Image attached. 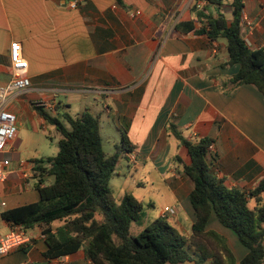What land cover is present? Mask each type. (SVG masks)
<instances>
[{
	"label": "crops",
	"instance_id": "obj_1",
	"mask_svg": "<svg viewBox=\"0 0 264 264\" xmlns=\"http://www.w3.org/2000/svg\"><path fill=\"white\" fill-rule=\"evenodd\" d=\"M234 1L0 0V87L13 77V42L22 45L31 82L27 92H11L4 105L16 114L18 133L4 154L11 172L0 183V233L17 226L5 213L40 200L36 161L59 151L60 134L36 110L42 101L52 114L89 110L100 121L112 119L120 136L126 131L134 150L120 158L119 167L124 160L143 174L153 165L170 187L173 204L157 219L167 220L185 238L196 220L193 183L184 173L191 160L167 129L169 122L189 141L213 140L208 157L217 158L215 174L227 187L256 188L264 179V95L252 84L225 93L227 79L240 67H226V40L208 35L210 22L220 16L231 25ZM241 2L244 39L250 49L264 50V0ZM41 134L43 149L31 151L30 141ZM52 135L57 137L50 142L54 150L48 149ZM140 181L133 186H141ZM127 185L118 198L114 194L118 202L130 194ZM167 207L174 213L164 214ZM148 225L146 220L138 231ZM225 229L212 215L208 230L226 237L239 263L248 250ZM27 232L31 243L1 257L0 264H93L83 250L46 259L41 229ZM190 255L194 258L183 264H198Z\"/></svg>",
	"mask_w": 264,
	"mask_h": 264
},
{
	"label": "trees",
	"instance_id": "obj_2",
	"mask_svg": "<svg viewBox=\"0 0 264 264\" xmlns=\"http://www.w3.org/2000/svg\"><path fill=\"white\" fill-rule=\"evenodd\" d=\"M234 21L224 16L210 22L209 37L224 39L226 67L239 72L227 79L224 90L231 94L244 84L255 85L264 95V50L248 47L241 23V0L234 1ZM38 113L60 134L56 156L37 160L40 200L4 214V218L26 230L39 227L52 260L83 250L93 264H183L194 257L198 264H264V179L251 191L229 188L214 171L216 158L209 159L212 139L187 140L173 122L168 130L188 151L191 163L184 173L193 183L190 202L196 220L189 238L165 219H157L139 235L130 229L141 220L144 206L132 194L118 202L110 187L120 158L134 145L126 131L112 155L103 148L101 121L89 110L75 116L52 114L35 105ZM47 179H51L48 182ZM212 215L231 230L248 250L237 263L226 237L208 230Z\"/></svg>",
	"mask_w": 264,
	"mask_h": 264
},
{
	"label": "rangeland",
	"instance_id": "obj_3",
	"mask_svg": "<svg viewBox=\"0 0 264 264\" xmlns=\"http://www.w3.org/2000/svg\"><path fill=\"white\" fill-rule=\"evenodd\" d=\"M104 120L101 121V130L100 134L102 137V143L105 153L110 156L114 153L115 148L121 142L120 133L114 126L112 119L107 121V117H103ZM44 135V139L46 135L49 136L50 134L42 133ZM42 134L40 135L41 138ZM46 134V135H45ZM57 137L52 135V139H48V146H53L50 142H55ZM43 140L41 139H32L30 141V149L33 151L34 148L43 149ZM49 151V150H48ZM215 158V157H214ZM217 160V158H216ZM121 168L118 166L116 174L110 180V187L113 190L115 196L118 198V193L125 187L126 184L129 187V193L138 198L143 202L144 210H143V217L138 222H134L131 228V235L137 236L141 232L138 229L143 227V223L147 220V223H151L154 219L159 218L161 210L165 206L173 207L171 198L172 193L170 187L162 180V176L158 171H156L153 165H147L146 171L143 174H139L136 172L135 167L128 166L126 161H122ZM135 180H141L143 184L139 187H134L133 184ZM149 217V218H148ZM226 232L230 236H232L238 244L245 249L243 245L240 244L236 235L228 229H225ZM143 231V230H142Z\"/></svg>",
	"mask_w": 264,
	"mask_h": 264
},
{
	"label": "built area",
	"instance_id": "obj_4",
	"mask_svg": "<svg viewBox=\"0 0 264 264\" xmlns=\"http://www.w3.org/2000/svg\"><path fill=\"white\" fill-rule=\"evenodd\" d=\"M244 23L250 25L251 22L244 18ZM10 59L13 68V77L10 84L0 87V183L7 181L11 172V160L4 156L9 147L13 146L17 138V116L5 108L6 100L11 92H27L31 87L30 79L27 75L28 62L23 55V48L19 42H13L10 47ZM38 106L46 107L49 104L42 101ZM213 147L210 146V151ZM4 205V204H3ZM174 213L169 207L165 208V213ZM32 237L27 230L17 225L7 234L0 233V258L8 255L12 251L31 243Z\"/></svg>",
	"mask_w": 264,
	"mask_h": 264
}]
</instances>
